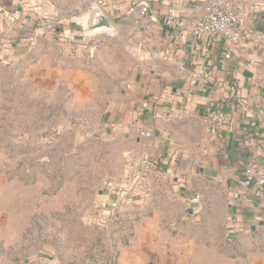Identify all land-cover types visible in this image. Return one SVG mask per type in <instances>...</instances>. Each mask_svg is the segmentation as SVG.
I'll return each mask as SVG.
<instances>
[{"label":"crops","instance_id":"obj_1","mask_svg":"<svg viewBox=\"0 0 264 264\" xmlns=\"http://www.w3.org/2000/svg\"><path fill=\"white\" fill-rule=\"evenodd\" d=\"M207 1L141 0L147 6L142 14L128 0H105L112 28L89 32L101 40L125 30L136 60L129 77L116 79L99 113L108 151H119L105 164L107 173H127L142 157L157 163L150 192L120 208L125 220L159 214L157 223H164L160 214L176 212L180 223L216 222L228 232L264 225V184L241 185L245 167L264 164V41L255 37L264 33V0H238L246 29L237 44L220 35L191 36L160 20L168 7L196 17ZM30 10L26 0H0V62L9 67L53 53L28 47L27 30L20 29L36 23ZM99 50L100 44L78 55L64 50L73 57V74L89 68V57ZM151 95L161 98L142 107ZM216 111L226 116L222 124L205 121ZM104 198L103 186L94 200Z\"/></svg>","mask_w":264,"mask_h":264},{"label":"rangeland","instance_id":"obj_2","mask_svg":"<svg viewBox=\"0 0 264 264\" xmlns=\"http://www.w3.org/2000/svg\"><path fill=\"white\" fill-rule=\"evenodd\" d=\"M95 1L26 0L37 25L61 34L89 23ZM122 35L100 37L99 55L75 74L56 42L41 43L53 53L27 66L0 62V264H264V225L228 232L180 223L176 212L160 214L164 223L124 212L110 220L93 207L119 153L108 151L99 113L136 67Z\"/></svg>","mask_w":264,"mask_h":264},{"label":"built area","instance_id":"obj_3","mask_svg":"<svg viewBox=\"0 0 264 264\" xmlns=\"http://www.w3.org/2000/svg\"><path fill=\"white\" fill-rule=\"evenodd\" d=\"M129 4L137 5L140 13H146L147 6L141 0H128ZM105 0H96L92 8L91 15L96 10L104 12ZM160 20L168 26L181 29L191 36L220 35L230 43H239L242 34L246 29L245 17L242 13L238 0H208L203 12L191 19L176 14L172 7H168L160 16ZM28 47L36 49L41 43H58L67 55H78L98 49L100 40L89 32H70L68 29L61 34L59 25L52 28V25L41 23L33 26L21 28L25 33ZM96 35V34H95ZM13 34H8L7 39H11ZM259 41H264V33L255 35ZM230 56L225 54V58ZM264 77V75H263ZM195 80H192L194 82ZM160 96L151 95L141 102L142 107H147L149 101L158 102ZM155 118L162 121H169L168 114L155 113ZM226 116L221 111L208 113L205 121L215 124H222ZM157 163L152 158L142 157L134 164L131 171L118 177L108 178L104 183V199H95L94 205L101 209L107 217L112 220L118 217L120 208L129 203H135L145 197L151 190L154 181V171ZM253 184H264V164L261 166H247L244 169V177L241 185L248 187Z\"/></svg>","mask_w":264,"mask_h":264},{"label":"water","instance_id":"obj_4","mask_svg":"<svg viewBox=\"0 0 264 264\" xmlns=\"http://www.w3.org/2000/svg\"><path fill=\"white\" fill-rule=\"evenodd\" d=\"M110 28H112V23L106 14L101 10H96L92 13L90 22L81 26V31L92 32Z\"/></svg>","mask_w":264,"mask_h":264},{"label":"bare ground","instance_id":"obj_5","mask_svg":"<svg viewBox=\"0 0 264 264\" xmlns=\"http://www.w3.org/2000/svg\"><path fill=\"white\" fill-rule=\"evenodd\" d=\"M104 30H107V29H104Z\"/></svg>","mask_w":264,"mask_h":264}]
</instances>
